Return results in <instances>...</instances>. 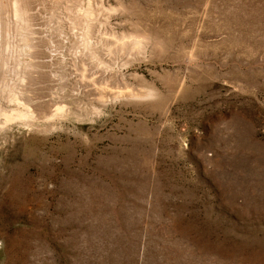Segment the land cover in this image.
Masks as SVG:
<instances>
[{
  "label": "rangeland",
  "instance_id": "obj_1",
  "mask_svg": "<svg viewBox=\"0 0 264 264\" xmlns=\"http://www.w3.org/2000/svg\"><path fill=\"white\" fill-rule=\"evenodd\" d=\"M28 1L0 264H264V0Z\"/></svg>",
  "mask_w": 264,
  "mask_h": 264
},
{
  "label": "bare ground",
  "instance_id": "obj_2",
  "mask_svg": "<svg viewBox=\"0 0 264 264\" xmlns=\"http://www.w3.org/2000/svg\"><path fill=\"white\" fill-rule=\"evenodd\" d=\"M9 3H10L9 0H0V53H1V50H2L3 54H4V57L0 56V72L2 71L3 68H8L9 64L12 63V60H15L16 63H17V66L19 68H21V69H18L17 71H15L16 72L15 74L18 76V78L20 77L19 79L24 81L25 79L27 80L29 77H31L32 73H31L30 70H32V68H30L29 66H26L27 63H23L22 62V58H21V54L22 53L20 51L15 56H12V53L10 54V52L13 51V44H14V43L12 44V41H13L12 37H14V36H12L11 30L13 29L12 26L14 24H16L17 30L18 29L23 30V38L22 39L20 38V40L24 41L26 47H30V48L33 47V42L31 41V37L33 36V33H31V35H29V33L32 30V27H31V23L29 22V18H28L30 10L32 9V3H31V1H28V0L27 1H24V0H20V1L19 0H13V4L11 3L12 4V9L11 10H10ZM11 14H13L15 16V21H12V19L10 17ZM12 23H14V24L12 25ZM35 33H36V31H35ZM74 37L75 36H73V38ZM44 57L48 58L45 61H47L49 63L50 59L52 57L55 58V54L48 52L47 54L44 55ZM77 59H81L79 54L76 57H74V60H77ZM43 61H44V59H43ZM47 62H45V63H47ZM29 65H31V63ZM20 70H21V72H19ZM22 81H21V83H22ZM15 85L16 84L13 81L10 80V86H9L10 87L9 88V93L10 94H9L8 101L12 102V103L16 102V103L19 104L20 103L19 99L21 97L19 98L20 94H18V92L15 91ZM21 100H22V98H21ZM25 100H23V101L25 102ZM29 103H30V101H29ZM61 110H62V107L58 108L57 111L60 112ZM2 114L5 115L4 116V118H5L4 121L6 123L10 122V121H13V120H16V119H21V120L23 119V121H24V120H27L28 118H30L32 116V112L30 111V109H21V107L17 108V109H14L10 113L7 112V113H2Z\"/></svg>",
  "mask_w": 264,
  "mask_h": 264
}]
</instances>
